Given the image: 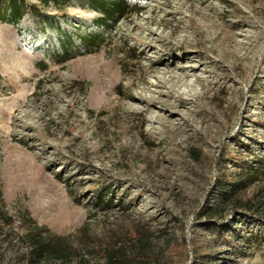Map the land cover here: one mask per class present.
Wrapping results in <instances>:
<instances>
[{
	"label": "rangeland",
	"instance_id": "1",
	"mask_svg": "<svg viewBox=\"0 0 264 264\" xmlns=\"http://www.w3.org/2000/svg\"><path fill=\"white\" fill-rule=\"evenodd\" d=\"M19 1L0 264H264V0H124L112 27L90 0ZM35 227L70 256L33 253Z\"/></svg>",
	"mask_w": 264,
	"mask_h": 264
},
{
	"label": "trees",
	"instance_id": "2",
	"mask_svg": "<svg viewBox=\"0 0 264 264\" xmlns=\"http://www.w3.org/2000/svg\"><path fill=\"white\" fill-rule=\"evenodd\" d=\"M46 1V0H45ZM57 1V0H52ZM90 6H92L95 10H97L100 14V21L98 22L99 26L103 27H112L125 13L128 12V6L126 5L124 0H90L89 1ZM25 13V8L23 7V4L19 0H0V20L3 22H8L15 24L21 19L23 14ZM84 42H87L88 44L92 45L95 43V41H89L85 40ZM259 164L264 165V159H260L257 161ZM262 172H264V169H261ZM256 169H253L252 171L248 172L246 175L248 178H252L256 176ZM235 185L240 183H237L238 181H234ZM218 189L220 193L223 194V196L226 198L230 195H234V193L237 191L238 187L230 186L227 187L223 184L218 186ZM238 204H240V199H234ZM208 211H205L206 213L210 214V216L213 215V212L215 210L214 206H208ZM132 235L133 233L130 231L129 233ZM29 243L32 246V252L37 254L38 256H49V255H56L58 257H67L70 256V247H67L64 245L63 238H60L58 236H52L46 232L41 233L40 228L35 227L31 231H26L25 233ZM141 236H143L141 234ZM105 253L107 254L106 258L108 261H113L114 258L117 256L119 258L121 255L119 253H115L114 249L110 248L109 246H106L104 249ZM113 264H115L113 262Z\"/></svg>",
	"mask_w": 264,
	"mask_h": 264
},
{
	"label": "bare ground",
	"instance_id": "3",
	"mask_svg": "<svg viewBox=\"0 0 264 264\" xmlns=\"http://www.w3.org/2000/svg\"><path fill=\"white\" fill-rule=\"evenodd\" d=\"M181 77V76H180Z\"/></svg>",
	"mask_w": 264,
	"mask_h": 264
}]
</instances>
